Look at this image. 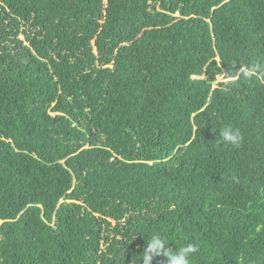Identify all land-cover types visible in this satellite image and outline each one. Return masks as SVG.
Returning a JSON list of instances; mask_svg holds the SVG:
<instances>
[{
  "label": "trees",
  "instance_id": "16d2710c",
  "mask_svg": "<svg viewBox=\"0 0 264 264\" xmlns=\"http://www.w3.org/2000/svg\"><path fill=\"white\" fill-rule=\"evenodd\" d=\"M253 65L264 0H0V264H264Z\"/></svg>",
  "mask_w": 264,
  "mask_h": 264
},
{
  "label": "clouds",
  "instance_id": "9594fccd",
  "mask_svg": "<svg viewBox=\"0 0 264 264\" xmlns=\"http://www.w3.org/2000/svg\"><path fill=\"white\" fill-rule=\"evenodd\" d=\"M252 72H264V68L253 65ZM219 132V143L232 148H240L245 140V134L240 128L233 127L231 124H225L217 129ZM214 130L213 132L217 131ZM169 238L160 234H152L146 242V247L142 253V264H151L154 257L163 256V264H192V260L199 252L198 244L187 242L173 248L167 247Z\"/></svg>",
  "mask_w": 264,
  "mask_h": 264
},
{
  "label": "rangeland",
  "instance_id": "374dc122",
  "mask_svg": "<svg viewBox=\"0 0 264 264\" xmlns=\"http://www.w3.org/2000/svg\"><path fill=\"white\" fill-rule=\"evenodd\" d=\"M218 80H221V78L219 77Z\"/></svg>",
  "mask_w": 264,
  "mask_h": 264
}]
</instances>
